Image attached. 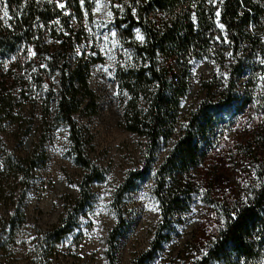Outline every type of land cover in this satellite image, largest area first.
Returning a JSON list of instances; mask_svg holds the SVG:
<instances>
[{"label":"rangeland","instance_id":"1","mask_svg":"<svg viewBox=\"0 0 264 264\" xmlns=\"http://www.w3.org/2000/svg\"><path fill=\"white\" fill-rule=\"evenodd\" d=\"M256 1L262 25L264 0ZM128 4L93 0V20H85L82 46L72 54V62L82 54L97 59L89 74L94 101L74 118L85 153L102 178L90 183L86 204L57 242L51 232L67 204L78 198L84 173L70 154L67 126L55 117L57 77L42 72L36 59H0V264H109L108 239L116 227L117 264H227L206 259L225 210L246 202L264 178V65L257 57L247 62L249 51L242 56L247 67L235 95L244 108L226 118L192 173L187 210L175 213L163 227L154 176L172 143L148 158L146 139L120 125L122 96L115 71L139 61L115 27V14ZM256 28L251 24L248 29ZM135 37L142 41L137 28ZM189 74L184 114L206 96L202 80L214 74L222 82L226 78L220 64L209 59L193 61ZM27 158L35 162L28 176L9 167L11 161Z\"/></svg>","mask_w":264,"mask_h":264},{"label":"trees","instance_id":"2","mask_svg":"<svg viewBox=\"0 0 264 264\" xmlns=\"http://www.w3.org/2000/svg\"><path fill=\"white\" fill-rule=\"evenodd\" d=\"M115 15L120 40L139 59L136 65L115 71L122 96L120 125L146 139L148 158L161 145L172 143L154 176L153 192L166 227L175 213L187 210L194 190L191 175L203 163L220 126L244 108L235 90L247 62L257 57V63L264 65L262 7L256 0H129L123 13ZM85 20H93V0H0V59H36L42 72L57 77L55 117L67 126L70 154L84 171L78 198L67 204L59 226L51 232L53 242L69 233L89 198L90 183L102 178L85 153L74 118L95 97L89 74L97 59L82 54L71 61L82 46ZM251 24L257 26L255 32L248 29ZM136 28L141 42L135 37ZM247 51L246 62L242 56ZM197 59L219 63L226 78L222 82L214 74L202 80L206 96L184 114L189 69ZM217 80L222 81L217 85ZM34 163L32 158L18 159L9 167L28 176ZM125 189L126 184L121 192ZM117 236L116 227L108 239L109 264H117ZM207 260L264 264V178L246 202L225 210Z\"/></svg>","mask_w":264,"mask_h":264},{"label":"snow or ice","instance_id":"3","mask_svg":"<svg viewBox=\"0 0 264 264\" xmlns=\"http://www.w3.org/2000/svg\"><path fill=\"white\" fill-rule=\"evenodd\" d=\"M4 16L7 17L8 16V11L4 10ZM142 39V37H140Z\"/></svg>","mask_w":264,"mask_h":264},{"label":"water","instance_id":"4","mask_svg":"<svg viewBox=\"0 0 264 264\" xmlns=\"http://www.w3.org/2000/svg\"><path fill=\"white\" fill-rule=\"evenodd\" d=\"M183 102V101H182Z\"/></svg>","mask_w":264,"mask_h":264}]
</instances>
